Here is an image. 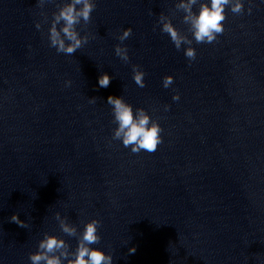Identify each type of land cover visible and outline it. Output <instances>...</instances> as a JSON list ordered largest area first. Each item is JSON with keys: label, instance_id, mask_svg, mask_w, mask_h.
<instances>
[{"label": "clouds", "instance_id": "clouds-1", "mask_svg": "<svg viewBox=\"0 0 264 264\" xmlns=\"http://www.w3.org/2000/svg\"><path fill=\"white\" fill-rule=\"evenodd\" d=\"M52 0H37V6L43 8L46 3ZM198 5V10L194 11V6ZM79 6V7H78ZM234 15L244 13L243 0H178L175 4V10L182 12V23L187 25L188 34L178 29L170 16L160 13L158 24L161 25V31L169 35L172 43L177 50L182 45H187L184 49V55L191 62L196 59V49L192 47L193 40L197 44H212L219 35L225 31L224 22L227 19L226 8H229ZM96 8L95 0H63V3L57 4V10L52 13L50 27L48 29L49 46L56 49L57 53L73 55L76 51L88 43L89 34L81 35L77 26H86L91 21V14ZM251 7L247 9L251 14ZM152 14V13H150ZM43 21H37L35 27L37 30L42 28V23H48V16L41 12ZM132 34V29L123 30L117 37L121 42L115 46V54L125 63L129 61L128 48L123 46V42ZM133 79L136 85L144 88L145 72L139 65H133ZM112 77L107 73H102L98 77V85L107 88L111 83ZM174 83L171 75L163 78V87L168 88ZM71 81L66 82L70 86ZM179 94L173 96V100H179ZM97 98L92 97L89 103H96ZM107 103L112 106L113 123L118 126L113 130V140L122 141L125 148H130L131 152L138 154L141 151L153 153L163 142L162 131L158 121L153 120L144 108L134 109L130 103H127L123 96H109ZM165 105V111L168 110ZM55 219L58 221L60 230L69 237L77 239V247L70 251V245L65 239L56 235L44 233L43 239L38 242V250L29 254L31 264H113L112 253H105L99 247H91L101 242L99 229L101 221L91 219L84 224L83 231H78L77 227L68 222L67 217H62L59 212L55 213ZM10 222L16 223L22 228H28L25 221L19 219L18 214L10 217ZM135 247L129 249V254H134Z\"/></svg>", "mask_w": 264, "mask_h": 264}]
</instances>
